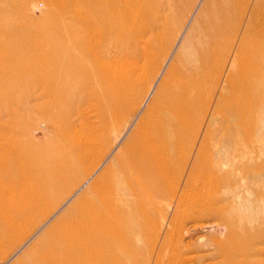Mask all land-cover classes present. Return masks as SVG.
Instances as JSON below:
<instances>
[{
    "label": "rangeland",
    "instance_id": "obj_1",
    "mask_svg": "<svg viewBox=\"0 0 264 264\" xmlns=\"http://www.w3.org/2000/svg\"><path fill=\"white\" fill-rule=\"evenodd\" d=\"M105 2L0 0V152L8 147L16 157L20 150L43 158L60 153L59 158L71 166L68 186L49 190L52 201L44 220L0 264H13L122 154L145 109L147 94L166 75L170 57L178 52L186 55L184 70L191 62V75L196 68L197 76L200 73L190 125L179 145L181 156L188 153L192 161L181 158L179 163L185 166L179 167L186 169L177 167L165 181H153L148 195L146 191L139 199L128 195L130 204L121 223L126 242L119 241L120 258L114 264H264L262 167L250 162L243 173L210 171L221 181L218 187L210 181L200 189V180L191 178V200L196 193L199 199L191 211L177 208L190 166L191 171L196 167L203 171L200 154L220 150L217 153L237 152L238 157L250 158L264 146V34L243 35L247 26L256 31L247 22L249 8L228 26L218 47L205 51L211 58L207 63L197 57L204 35H194L191 45L186 41L189 25L205 0H130L93 51L79 26L74 25L73 31L66 27L74 24L75 8L88 10L98 22L96 17L108 10L101 6ZM239 49L242 55H236ZM231 73L234 79L228 81ZM46 165L44 160L43 174ZM31 170L38 172L35 163ZM4 172L0 170L1 194L16 186ZM121 174L117 164L111 178ZM146 213L148 217H143Z\"/></svg>",
    "mask_w": 264,
    "mask_h": 264
},
{
    "label": "bare ground",
    "instance_id": "obj_2",
    "mask_svg": "<svg viewBox=\"0 0 264 264\" xmlns=\"http://www.w3.org/2000/svg\"><path fill=\"white\" fill-rule=\"evenodd\" d=\"M129 4L130 0H115L113 3L106 0L101 6H108V10L102 16L96 17L98 22L92 19L88 10L75 8L71 11L74 24H69L66 28L68 31H73L74 25L77 28L79 26L83 41L85 43L86 40L90 41L89 44L95 51L99 49L104 34L108 31L111 32L113 25L120 20L122 10L128 8ZM246 7L250 10L247 22L252 23L256 31L254 32L253 29L252 31L250 26H247L243 35L264 34V0H205L194 24L192 27L191 24L189 25L186 40L191 45V38L194 35L198 33L204 35L205 41L200 45L201 53L197 55L199 60L207 63L211 61L209 55H205V51L210 52V49L218 47L228 34V26L246 13ZM186 27L188 26L186 25ZM236 55H242V50L239 49ZM185 57L186 55L181 52L170 57L169 70L161 78L159 84L151 87L147 94L143 104L145 109L122 154L120 153L121 155H118L116 161L108 165L97 176L90 184L88 191L82 194L58 220L53 222L13 264H114L116 259L120 258L117 247L120 240L126 242L121 232V223L124 210H126L127 204L128 207L130 204L128 195L138 199L142 198L145 196L142 191H146L147 195L152 192L153 181H165L169 171L177 167L186 169L179 167L185 166L184 162L179 163L180 159L184 157L181 156L183 150L179 148V145L186 127L190 125L189 120L194 104V87H199L197 83L200 73L197 76L198 73L195 72L199 69L196 68L191 75V62L187 63V70L182 68V64L186 60ZM71 63L68 60L66 67H70ZM79 70L83 71L80 66ZM233 79L232 73L229 74L228 81ZM186 142L188 143L187 140ZM15 145L16 143L13 142L14 150H16ZM9 146L11 147L10 143ZM224 148H221V151H224ZM188 149H191V143L188 145ZM10 151L6 147L5 152H0V170L5 171L4 174L16 184V186L7 187L4 194L0 193V252L1 255L4 254V256L0 255V259L3 260H6L8 255L32 234L38 221L44 220L51 207L52 199L48 197L49 190L65 189L69 184L66 178L67 172L71 168L70 164L63 160V157L59 158L62 155L60 153L46 154L43 158L42 154L40 156L31 153L25 154L20 153L19 150L16 157ZM217 152L200 154L198 164L203 167V171L198 167L191 171L190 166L186 187L179 196L178 209L184 208L191 211V205H194L199 199L196 193L191 200V178H198L199 184H201L200 189H203L210 181H212L210 185L219 186L221 181L215 179L216 176L212 175L213 172L210 173L215 169L219 172L227 169L230 171L239 170L243 173L247 172L250 162L262 167L261 170L264 169V146L259 151L251 153L250 158H248L249 156L241 157V153L238 157L237 152ZM125 156L126 158H124ZM191 156L186 153L184 158L190 160ZM245 157L248 159L246 160ZM122 159L125 161L123 166L120 164ZM44 160L48 166L45 174L42 173V171L45 172V168L43 169ZM34 163L36 168L38 167V172L31 170ZM117 164L120 166L122 174L115 180L111 178V175ZM255 169L257 168L255 167ZM218 171H216L217 176ZM39 173L41 177L38 176ZM244 174L242 175L244 176ZM124 184L127 186L126 188H123ZM125 201L127 203H122ZM174 203L172 207H174ZM148 213L146 216L144 214L142 216L148 217ZM227 244L230 245L228 242ZM7 248L9 250L5 251Z\"/></svg>",
    "mask_w": 264,
    "mask_h": 264
}]
</instances>
